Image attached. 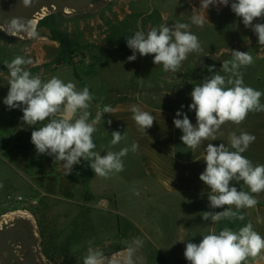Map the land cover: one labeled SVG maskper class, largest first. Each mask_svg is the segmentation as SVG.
<instances>
[{
	"label": "rangeland",
	"instance_id": "obj_1",
	"mask_svg": "<svg viewBox=\"0 0 264 264\" xmlns=\"http://www.w3.org/2000/svg\"><path fill=\"white\" fill-rule=\"evenodd\" d=\"M231 2L229 0V6L210 5L205 11L200 9V0H31L28 6L23 4V0H0V66L7 68V62L16 56H24L33 61L27 66L29 69L50 62L57 54V44L47 38L30 37L27 31L9 34L6 28L13 18L33 31L35 24L32 21L41 17L39 14L109 13L107 10L111 9L113 15L122 18L130 12L148 13L156 10L161 14L163 22L142 26L138 21L132 24L133 33L137 30L147 32L161 24L171 26L174 23H187L190 25L189 30L197 35L203 47V52L189 54L179 69L181 73L197 62L206 77L211 75L207 70L208 66L214 65L215 70L219 71L222 62L232 58L231 50L248 51L253 56L254 63L241 71L245 85L255 86L260 78L263 81L260 74L264 73V47L258 45L257 36L243 25L242 18L231 11ZM193 15H199L203 19L202 26L191 23ZM93 23L89 28L95 29L99 20ZM253 23H264V19L254 20ZM90 32L82 29L79 34L81 44L90 41ZM94 35L99 34L95 32ZM128 50L132 55V50ZM136 55L135 61H128L126 55L115 53L106 65L94 69H87V63H84L77 67L81 81L73 78L72 69L67 66L40 76L43 80L56 76L65 82L71 81L78 89L87 86L94 99L102 97V103L91 102V118H95L98 106L103 108L105 105H112L118 99L127 101L137 98L161 105L178 106L185 90L193 84L177 89L179 80L174 74H165L164 79L158 77L162 65H155L152 55ZM7 80L6 76L0 74V109L10 87ZM161 85L169 88L170 94L154 92ZM21 113L8 108L0 111V142L12 134ZM33 130L29 131V135ZM97 139L100 141L102 136L98 135ZM29 174V171L23 173L17 170L11 161L0 158V184L3 185L0 187V206L4 204L0 209H7L6 213L0 215V264H51L42 254L39 227L32 215V211L37 210L45 216L54 245L67 244L73 252L86 249L85 257L91 241L92 247L102 250L105 257L119 260L124 250L117 248L128 247L138 237L144 241V246L136 255L143 258V264H179L185 259L184 242L194 241V231L199 232L198 238L201 240L202 235L207 232H219L224 227L232 228L231 224H234V221L228 220L216 223L204 221L192 215L195 211L191 210L182 215L187 202L163 195L162 189L150 182L145 183V180H134L128 187L123 186L122 181L120 184L112 183L115 182L114 179L111 184H102L97 177L90 184L92 200L84 202L82 195L89 193V188L83 184L85 179L80 177L76 181L72 202L46 200L43 204L35 194ZM204 207L200 211L202 215L203 212L212 210L209 205L205 204ZM118 226L124 234L115 241L118 238ZM183 232L190 236L181 234ZM182 238L183 242L179 245ZM55 258L58 263L63 264L66 255L56 252ZM184 264L189 262L185 260Z\"/></svg>",
	"mask_w": 264,
	"mask_h": 264
},
{
	"label": "clouds",
	"instance_id": "obj_2",
	"mask_svg": "<svg viewBox=\"0 0 264 264\" xmlns=\"http://www.w3.org/2000/svg\"><path fill=\"white\" fill-rule=\"evenodd\" d=\"M23 4L28 6L31 0H23ZM210 5L229 6V0H200V9L206 11ZM230 8L238 18H242L243 25L255 33L258 45L264 47V23H253L254 20L264 19V0H232ZM191 23L202 26L203 19L193 15ZM189 28L187 23H174L171 26L161 24L147 32L135 31L126 39L127 47L133 53L127 60L135 61L137 53L140 56L152 55L153 63L162 65L165 72H178L189 54L203 52L199 38ZM6 29L11 35L27 31L30 37L38 36L36 31L28 30L16 18ZM231 55L230 60L222 62L219 71L215 70L214 65L208 66L211 75L193 87L188 109L195 112V125L182 111H177L173 120L174 126L183 133L181 141L192 152L208 142L203 155L206 168L199 179L211 190L208 194L209 207L224 209L203 212L202 219L212 223L221 220L243 221L245 215L241 210L254 208L258 204L252 194L264 192V164L254 165L242 155L255 141L253 134L243 130L239 135L232 132L228 136V146L225 143L219 146L211 143L223 135L221 127L225 123L240 125L250 112H264V104L261 103L264 92L245 85L241 71L254 63L253 56L248 51L239 50H231ZM32 63L30 58L16 56L5 64L10 87L3 103L8 109L19 108L23 112L24 124L42 125L31 132V143L36 152L53 157L54 163L61 162L65 177L82 159L89 163L95 176L109 178L111 174L124 171L123 157L129 150L137 151L139 145L133 142L131 149L108 150L101 155L95 151L93 139L96 125L101 123L103 115L112 114L115 109L105 105L95 118H91L89 109L94 96L87 86L78 89L75 83L65 82L56 76L43 80L39 74L33 75L28 70L27 66ZM129 110L138 130L143 133L156 121L153 114L142 110L137 104L130 105ZM107 123L111 125L112 121L109 119ZM111 137L112 146L126 139V135L120 131H113ZM232 181H243L249 191L238 190L231 185ZM257 222H261L259 217ZM184 243L183 255L189 264H246L250 257L256 258L264 252V237L254 229L251 221L238 230L224 227L219 232L210 231L202 235L199 243ZM143 246L142 239L134 238L117 260L105 257L103 251L92 247L89 241L83 264H138V261L143 264V258L136 255Z\"/></svg>",
	"mask_w": 264,
	"mask_h": 264
},
{
	"label": "crops",
	"instance_id": "obj_3",
	"mask_svg": "<svg viewBox=\"0 0 264 264\" xmlns=\"http://www.w3.org/2000/svg\"><path fill=\"white\" fill-rule=\"evenodd\" d=\"M117 53L124 54L126 57L130 56L129 50L125 53ZM260 75L263 81L261 78L257 79L256 85L251 87L264 92V73ZM199 83H194L181 96L176 107L143 101L137 98L127 101L118 99L117 102L111 105L115 111L112 114H104L101 123L96 125L97 131L93 136L96 144L95 151L104 155L108 150L119 151L125 147L131 149L133 142L137 143L139 148L135 152L129 150L128 154L123 157L124 171L112 174L109 178L95 176L89 163L83 159L79 164L74 165L72 173L65 177L61 162L54 163L53 157L46 154L40 155L36 152L35 146L31 143L29 131L35 130V127H41L42 125L28 126L24 124L22 121L23 112L20 109L19 111L22 113L14 125L12 134L0 142V158L4 161H11L17 170L23 173L30 172L29 178L33 184L35 194L39 196V200L43 204L46 203V200L72 202L75 195L76 181L80 177L85 179L83 184L89 188L91 195L93 191L90 189V184L96 181L97 177L102 181V184H111V180L114 179L115 182L112 183L120 184L122 181L123 186L128 187L133 184L134 180H145V183L150 182L162 189L163 195L187 202V206L181 212L182 215L191 210L192 212L195 211L192 215L200 219L202 218L200 211H203L205 204L209 205L208 194L211 192L199 179L200 174L206 168L203 155L204 147L207 146L208 142H205L204 145L202 144L192 152L180 139L183 134L182 131L173 124L176 112L182 111L188 115L193 125H195V112L189 111L188 105L192 102L190 93L195 84ZM261 103L264 104V96L261 97ZM132 104H137L142 110L155 116L156 121H154L151 128L146 130V133L139 131L135 121L132 119V113L129 110ZM181 105L184 107L181 108ZM102 109V106H98L95 110V116ZM109 119L112 121L111 125L107 123ZM242 130L255 136V141L242 155L251 160L254 165L264 164V112H250L240 125H235L231 122L225 123L221 127L223 135L219 137V140L211 143L216 146L225 143L228 146L229 134L236 132L239 135ZM113 131L124 133L126 139L112 146L111 133ZM98 135L102 136L100 141L97 139ZM28 147L30 148L29 150L27 149ZM231 185L237 187L238 190L241 188L244 191H249L243 181H232ZM146 190H150V188H146ZM252 195L258 200V204L251 209H242L245 219L243 221H234L235 225L231 224V227L233 230H238L251 221L254 229L264 237V192ZM189 207L190 209H188ZM223 210V208H216L211 211L219 212ZM258 217L261 220L260 223L257 222ZM185 233L187 234V232ZM185 233L181 234L185 235ZM198 233V231L192 233L194 241L192 240L191 242H200ZM187 236L190 235L187 234ZM182 242L183 238L179 240V245ZM183 247L181 246L182 249H184ZM185 260H181L179 264H184ZM246 264H264V252L256 258L250 257Z\"/></svg>",
	"mask_w": 264,
	"mask_h": 264
},
{
	"label": "trees",
	"instance_id": "obj_4",
	"mask_svg": "<svg viewBox=\"0 0 264 264\" xmlns=\"http://www.w3.org/2000/svg\"><path fill=\"white\" fill-rule=\"evenodd\" d=\"M97 13H71L63 14L60 12L50 13L43 16L36 23L35 29L39 37L49 39L51 42L57 44V54L48 63L36 65L28 70L33 74H48L59 70L63 66L70 67L72 69V76L76 81H81L80 75L77 72V67L87 63V69H94L98 66H104L117 52H127L126 39L128 36L133 35L132 24L140 22L142 26L151 23H162L163 18L161 14L152 10L148 13H134L130 12L122 18L112 14L111 9ZM99 20V23H96ZM96 23L95 29L89 28L91 23ZM93 23V24H94ZM98 28V29H96ZM82 29H88L91 32L90 41L81 44L79 41V34ZM97 32L99 35L95 36ZM17 47V45H14ZM80 59V60H79ZM203 66V65H202ZM174 74L176 79L179 80L178 88L184 87L186 84H194L204 79L205 75L202 71V67L199 63L195 62L192 68L185 69L182 73L178 72H165L163 68H160L159 78L164 79L165 74ZM0 74L9 78L8 69L0 66ZM163 75V76H162ZM189 90L187 88L185 93ZM169 88H165L163 85L159 89H155L154 92L161 94H170ZM93 103H102L103 98L97 97L92 101ZM3 107L8 108L4 103ZM0 109V110H1ZM19 110V108L15 109ZM82 199L84 202H90L92 195L89 193H83ZM6 204V203H5ZM4 204L0 207H3ZM7 212V209H0V215ZM32 215L36 220L39 227V237L41 238L40 246L42 254L47 261L51 264H60L55 258L56 252H63L66 255L63 264H83L84 254L86 249L80 251H70L68 245L56 246L53 244V238L49 233V228L45 222L44 214L37 210L32 211ZM124 232L120 231L118 226V238L122 237ZM127 247L121 246L117 250H125ZM114 252V251H112ZM111 252V253H112Z\"/></svg>",
	"mask_w": 264,
	"mask_h": 264
},
{
	"label": "water",
	"instance_id": "obj_5",
	"mask_svg": "<svg viewBox=\"0 0 264 264\" xmlns=\"http://www.w3.org/2000/svg\"><path fill=\"white\" fill-rule=\"evenodd\" d=\"M43 16H41V17H38V19L36 20V22H35V25H34V27H33V29L32 30H34L35 29V26H36V23H37V21L39 20V19H41Z\"/></svg>",
	"mask_w": 264,
	"mask_h": 264
},
{
	"label": "bare ground",
	"instance_id": "obj_6",
	"mask_svg": "<svg viewBox=\"0 0 264 264\" xmlns=\"http://www.w3.org/2000/svg\"><path fill=\"white\" fill-rule=\"evenodd\" d=\"M39 16H42V14H39ZM35 22H36V20H33V21H32V24L34 25Z\"/></svg>",
	"mask_w": 264,
	"mask_h": 264
},
{
	"label": "built area",
	"instance_id": "obj_7",
	"mask_svg": "<svg viewBox=\"0 0 264 264\" xmlns=\"http://www.w3.org/2000/svg\"><path fill=\"white\" fill-rule=\"evenodd\" d=\"M20 199V198H19Z\"/></svg>",
	"mask_w": 264,
	"mask_h": 264
}]
</instances>
